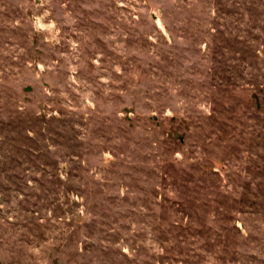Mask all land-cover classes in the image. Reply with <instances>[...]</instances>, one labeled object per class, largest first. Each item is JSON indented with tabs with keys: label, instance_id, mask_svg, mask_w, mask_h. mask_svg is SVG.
<instances>
[{
	"label": "rangeland",
	"instance_id": "1",
	"mask_svg": "<svg viewBox=\"0 0 264 264\" xmlns=\"http://www.w3.org/2000/svg\"><path fill=\"white\" fill-rule=\"evenodd\" d=\"M0 264H264V0H0Z\"/></svg>",
	"mask_w": 264,
	"mask_h": 264
}]
</instances>
